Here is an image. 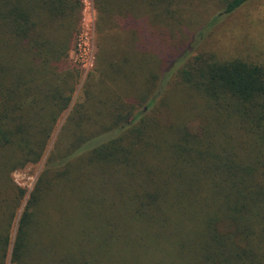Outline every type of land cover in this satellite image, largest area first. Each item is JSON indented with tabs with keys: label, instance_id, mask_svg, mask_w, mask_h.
Instances as JSON below:
<instances>
[{
	"label": "trees",
	"instance_id": "obj_1",
	"mask_svg": "<svg viewBox=\"0 0 264 264\" xmlns=\"http://www.w3.org/2000/svg\"><path fill=\"white\" fill-rule=\"evenodd\" d=\"M93 1L110 44L100 75L128 77L140 99L113 94L91 128L97 108L70 109L13 242L0 235V264L11 244L9 264H264V62L176 53L144 33L140 0ZM196 1L145 5L169 36L186 5H210L211 25L248 0ZM82 12L83 0H0V188L40 162L70 106ZM24 194L13 188L17 204Z\"/></svg>",
	"mask_w": 264,
	"mask_h": 264
},
{
	"label": "rangeland",
	"instance_id": "obj_2",
	"mask_svg": "<svg viewBox=\"0 0 264 264\" xmlns=\"http://www.w3.org/2000/svg\"><path fill=\"white\" fill-rule=\"evenodd\" d=\"M194 1L199 5L200 1ZM145 2L146 0H140L139 17H137L138 19L144 17L142 19L145 29L151 28V33L147 29L144 33L147 32L149 36L152 35L154 40L157 39L158 43L160 40V43L165 44L166 47H171L176 53L179 49L183 51V49L187 48L191 54L189 57L197 55L200 51L214 53L222 59L238 57L256 63L264 62V0H248L233 13L222 14L211 25L209 24L210 15L214 10H212V7L210 8V5L206 7V11H194L193 9L190 11L188 5H186L184 10H181L177 16L182 22L176 25V28L173 29L169 36L162 35L159 32V25L152 23V20L150 21V12L147 10ZM151 16L154 18L153 12ZM97 20L98 15L94 7V1L83 0L82 22L68 54L67 65L71 71L72 78L70 82L73 86V92L70 94V106L58 120L51 141L40 162L27 165L24 169L13 171L9 176L11 183L5 188H0V235L8 234L11 243L15 237L17 222L28 201V195L32 192L42 172L47 168L48 155L50 152L58 153L59 146L58 144L56 146V143L70 109L76 105L78 108L80 106L97 108V111L92 112L93 119L85 124V126L91 128L93 123H97L99 120L98 115L100 112L114 108L113 105H110L113 94H115L113 99L117 98L116 96H120L125 103H129V101L130 103L132 101L136 103L140 99L141 89L131 85L128 77L126 80L120 77L121 81L119 78L113 81L111 78L100 75L98 70L99 49L101 45L105 46L108 43L110 46V44L107 42L106 37L100 40L96 25ZM125 21L126 18L122 19V25ZM116 33L120 35L121 42L117 45L114 44L113 47L121 49L120 58L123 61V57L127 56L125 49L128 42L126 39L130 36V29L124 27ZM80 34H82L86 52L92 61L86 67L75 62V46ZM135 37L137 38L136 34ZM159 48L160 44L156 46L157 50ZM155 59L159 62V56L155 58L154 55L153 60ZM118 61L120 59L115 58L111 62L116 63ZM125 68L129 70L132 67H129L127 63ZM110 77H115V75H110ZM142 80L143 76L137 77V81L141 82ZM142 104L140 107L136 106L134 113L144 107V103ZM105 120L108 121V119ZM102 123H104V119L98 125ZM15 186L25 190L24 197L20 199V205L17 204L13 196V188ZM11 247L12 244L9 246L8 257L4 264H9Z\"/></svg>",
	"mask_w": 264,
	"mask_h": 264
},
{
	"label": "built area",
	"instance_id": "obj_3",
	"mask_svg": "<svg viewBox=\"0 0 264 264\" xmlns=\"http://www.w3.org/2000/svg\"><path fill=\"white\" fill-rule=\"evenodd\" d=\"M75 62L81 64V66L86 67L91 64V59L86 52V46L82 41V34L79 35V38L75 46Z\"/></svg>",
	"mask_w": 264,
	"mask_h": 264
}]
</instances>
